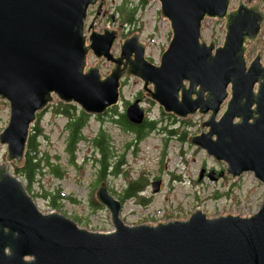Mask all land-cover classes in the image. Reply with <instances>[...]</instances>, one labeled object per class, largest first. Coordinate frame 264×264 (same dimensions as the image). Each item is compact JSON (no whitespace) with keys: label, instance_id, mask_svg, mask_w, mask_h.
<instances>
[{"label":"water","instance_id":"water-1","mask_svg":"<svg viewBox=\"0 0 264 264\" xmlns=\"http://www.w3.org/2000/svg\"><path fill=\"white\" fill-rule=\"evenodd\" d=\"M100 1L0 0V100L10 112L0 132V148H6L0 164V264H264V203L249 217L208 218L195 210L185 220L129 226L120 217V201L101 183L95 198L110 212L113 230L91 232L61 214L40 212L9 171L8 164L24 163L30 127L53 96L87 115H102L118 104L121 80L132 76L166 114L181 120L210 114L200 125L206 131L188 142L225 163L231 178L250 173L264 185V68L254 63L247 69L242 46L245 37L258 35L263 12L251 15L241 7L228 13L230 0H156L172 35L154 65L137 35L118 39L106 27L109 37L90 36L85 45L87 11L101 9ZM205 18L226 19L221 47L201 41ZM89 52L113 66L106 76L97 64L87 67ZM229 84L231 99L217 120ZM125 117L142 124L140 100L127 106ZM160 184L152 183L154 193Z\"/></svg>","mask_w":264,"mask_h":264},{"label":"rangeland","instance_id":"rangeland-1","mask_svg":"<svg viewBox=\"0 0 264 264\" xmlns=\"http://www.w3.org/2000/svg\"><path fill=\"white\" fill-rule=\"evenodd\" d=\"M237 1L230 0L229 9L236 5ZM261 1L264 4V0H253L257 5ZM106 6L108 16L113 15L115 20L113 22L106 20L104 25L110 30H119L120 33L126 30V35L119 36L123 40L137 35L139 42L145 46L146 58L158 64L172 35L168 20L160 15L159 2L156 0H146L145 3L142 0H107ZM120 7L122 12L123 8L130 11L136 8L131 16V22L126 24L124 29L119 27L120 16L116 14V8ZM224 24L225 20L205 18L201 25V41L222 46L226 35ZM260 38L264 41V28ZM111 51L115 56L118 55L119 45L115 44ZM96 64L103 77L113 67L104 61H96L90 54L87 67H94ZM141 88V80L132 76L122 79L117 111H125L127 106L125 102L132 103L135 98H139ZM142 96L141 100L145 98L142 104L145 116L149 120L160 121V128L149 131L136 147L126 149L124 145L132 139L133 135L112 122L110 114L106 116H104L105 113L96 116L86 114L88 121L82 129L83 136L90 141L99 132H104L110 146H116L118 154L124 156L126 166L122 171V176L106 179L109 189L121 192L125 183V170H129L132 179L143 177L145 182L149 181V183L161 180L158 192L154 193L151 187L147 189L145 196L150 197V200L144 204L147 207L139 206L133 199H128L124 203L121 217L125 224L135 226L174 219L185 220L195 210H201L208 218L224 215L248 217L256 213L264 203V185L252 174L246 173L236 179L222 176L218 181H209L206 178L203 180V177L199 180L201 167L214 168L217 171L225 169L224 163H217L203 150L187 141L188 137L198 135V131H201L200 125L208 117L195 116L180 120L171 114L164 113L155 102ZM53 99L54 104L41 112L37 121L42 129V135L37 138L38 156L48 153L53 162H56L55 158L58 157L57 162L65 173L63 180H57L46 170L38 181L30 184L31 195L41 212L48 213L53 211L47 207L43 197L44 192L60 191L61 195L66 198L61 203L60 214L75 222L78 221L80 226L91 232H110L113 227L109 211L102 205L96 207L93 204V201L98 204L95 198L97 191L95 188H98V184L95 163L91 157H97L98 152L91 144L82 140L76 147L79 150L76 155V165L69 164L64 149L67 118L53 113L52 107L58 102L62 103L55 96ZM77 108L80 109L79 106ZM161 111L170 118L162 116ZM172 117L177 121L172 120ZM8 120L9 106L0 100V132L7 126ZM168 130L174 133L171 135ZM5 156L4 149H0V164L5 162ZM14 167L16 168L15 162L9 164L8 168L11 173Z\"/></svg>","mask_w":264,"mask_h":264},{"label":"trees","instance_id":"trees-1","mask_svg":"<svg viewBox=\"0 0 264 264\" xmlns=\"http://www.w3.org/2000/svg\"><path fill=\"white\" fill-rule=\"evenodd\" d=\"M142 1L144 3L146 2V0ZM121 7L118 8L120 21L121 23L128 24L131 22V16L134 14L136 8H132L131 11L123 8L122 12ZM138 96H141V94L139 93ZM125 105H127V102H125ZM52 109L54 114L67 118V124L65 126L66 136L64 149L68 156L69 164L75 166L76 155L78 151L76 147L80 141L85 139L82 134V129L88 121V116L78 109L76 105L71 104L58 102L52 107ZM117 109L118 106L107 110L104 116L110 114L112 122L118 124L124 131H128L133 135L132 140L128 141L124 145L126 149L130 147H136L137 144H139V142L145 138L149 131L160 128V121L156 119L149 120L148 118H146L141 125H132L127 121L124 111L118 112ZM161 115L170 118V116L163 114L162 111ZM40 116L41 114L37 115L36 124L33 125L30 131V135L26 144L23 165L20 168L14 167L13 169V172L19 178H21L25 184V188L29 194H31L30 184L33 181H38L46 173V170L48 174H53L57 179H63L65 173L63 168H61L60 164L57 162L59 159L58 157L55 158L56 162H53L48 153L40 154V156H38L39 147L37 138L42 135V129L39 127L37 122ZM172 120L177 121L173 117ZM168 132L171 135L174 133L172 130H168ZM86 141L91 144L92 147L98 152L97 157L94 156L96 159L97 183L105 181L106 178L112 177V179H115L122 176V171L126 166L124 156L118 154L119 152L117 147L110 146V142L104 132H99V134L95 136L92 141L88 139ZM124 176L126 183L124 184L121 192L110 190L113 196L119 199L122 203H125L128 199H136L137 202L142 205L148 202L150 199L144 200V198L139 195L148 186V181L145 182V178L143 177L132 180L129 175V170L124 171ZM43 197L45 198L48 207L59 212L61 209V200L66 199L63 195H61L60 191L44 192ZM93 204L96 207H99L95 201H93Z\"/></svg>","mask_w":264,"mask_h":264},{"label":"flooded vegetation","instance_id":"flooded-vegetation-1","mask_svg":"<svg viewBox=\"0 0 264 264\" xmlns=\"http://www.w3.org/2000/svg\"><path fill=\"white\" fill-rule=\"evenodd\" d=\"M106 2H107V0H101L100 1L101 9H99L98 5L90 7L88 9L87 18L85 21V32H84L85 45L86 46L89 45L90 36L92 38L96 39L99 37V35H102L104 33V35L106 37H109L108 31L110 29L108 31H106L107 28H106V25H104V22L106 20L113 22L115 20V17L113 15L108 16V14H107L108 10H107V6H106ZM97 6H98V8H97ZM241 7H242L243 12L249 13L251 15L254 14L255 10L263 12V15H264V4L262 3V1L259 3V5H257V3L253 2V0H244V1L238 0L236 2V5H234L233 7H231L229 9L228 13H236V12H238V10ZM116 14H117V12H116ZM126 24L127 23H121L119 25V27L124 29V26ZM225 24H226V19H225ZM99 25H101V27H99ZM263 28H264V20L260 25L259 33L255 39L251 40L250 38L245 37L243 40V43H242V46L244 49L243 57H244V61H245V66L247 68H250L251 65H254V63L256 64V66L259 65V67L264 68V41H262L260 38V34L263 32ZM115 31H117V33H118V39L120 38L119 36L126 35V32H127L126 30H122L121 33L119 30H115ZM118 39L113 43V46H115V44H118L120 47V44L118 43ZM113 46H112V48H113ZM216 47H220V46H215V48ZM257 90H258V84H255V86L253 87V92L255 94H257ZM231 93H232L231 85L229 84L227 89H226L227 98L222 103V105L220 106L216 118H218L219 114H221L226 109L227 104H228L229 100L231 99ZM136 99H138V98H135V100ZM252 108H251V110L254 111ZM201 133H202L201 131H198L197 134H201ZM217 163H219V162H217ZM200 171H202V173H203V180L205 178L209 179L210 171H215L214 172L215 174L212 175L213 180L218 181V180H220V178H222V176L220 174L221 170L217 171L214 168H205V167L203 168V167H201ZM223 177H225V176H223Z\"/></svg>","mask_w":264,"mask_h":264}]
</instances>
